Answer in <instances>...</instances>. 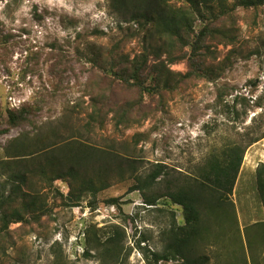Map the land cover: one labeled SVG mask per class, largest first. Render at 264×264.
Instances as JSON below:
<instances>
[{"label":"rangeland","instance_id":"1","mask_svg":"<svg viewBox=\"0 0 264 264\" xmlns=\"http://www.w3.org/2000/svg\"><path fill=\"white\" fill-rule=\"evenodd\" d=\"M222 1L225 15H231L226 21H234L233 44L207 41L210 53L206 63L213 69L205 68L203 77L186 80L174 92L162 91L154 99L144 94L141 99L136 88L121 87L119 80L92 63L98 53L102 62L114 60L118 64L133 59L142 50L137 24L122 22L109 8L108 0H0V159L2 148L22 132L43 135L52 129L70 139L78 136V130L92 147L111 149L137 160L142 175L150 171L152 164L160 163L168 172L165 180H185L226 145L244 144L246 134H262L264 4L256 9L237 6L231 11L235 0ZM219 9L218 5L214 7L215 15ZM201 26L197 21L195 31ZM168 67L174 73H188L186 61ZM255 80L259 81L256 87ZM218 88L226 90V107L217 99ZM104 94L115 104H136L133 123L116 128L113 114H107L105 108L103 128L87 133L84 125L91 112V97ZM235 97L237 116L227 107ZM25 104L37 105L39 111L28 122L2 135L8 127L6 110ZM260 165H264V138L245 149L228 200L235 220L210 218L209 232L197 242L199 253L208 256V264H242V256L248 257L245 229L264 222V206L256 191ZM116 178L113 174L106 176L111 186L95 199L88 195L75 208L66 207L50 190L52 209L48 217L40 224H11L9 234H0V264H52L56 256H62L67 264H101L98 258L84 257L86 238L103 241L112 226L123 228L124 246L130 251L119 264H148L146 250H163L164 233L172 221L183 222L182 208L169 199H160L157 209H145L140 194L128 191L135 181ZM54 186L66 196L65 182L55 181ZM116 197L128 202L122 205V211L103 203ZM238 230L244 250L234 240ZM141 235L146 241L139 248ZM259 248V263L264 264V253Z\"/></svg>","mask_w":264,"mask_h":264},{"label":"trees","instance_id":"2","mask_svg":"<svg viewBox=\"0 0 264 264\" xmlns=\"http://www.w3.org/2000/svg\"><path fill=\"white\" fill-rule=\"evenodd\" d=\"M109 8L125 23H136L142 35V50L133 59L115 64L114 60L102 62L99 53L92 63L102 71L121 82V87L137 89L142 99L144 94L154 99L162 91H176L179 85L191 78H201L208 67L206 60L210 53L207 41L224 45L233 44L231 27L233 20L226 21L231 15L224 9L222 0H108ZM221 2V3H220ZM264 0H235L231 11L237 6L243 9H256ZM219 6L218 14L214 7ZM200 21L203 26L196 32L195 25ZM208 21V22H206ZM206 22V23H205ZM217 24V25H216ZM188 49V52L185 50ZM152 59V60H150ZM90 60V61H91ZM186 61L188 73L182 75L172 72L168 65ZM150 62L154 64L150 65ZM178 80V81H176ZM148 83V84H147ZM259 81L253 82L254 87ZM223 88H218L217 99L223 103ZM264 89V82H263ZM114 91V90H113ZM107 93V92H106ZM227 107L237 116L235 102ZM226 107V103H223ZM141 107V103H139ZM84 129L87 133L94 128H103L104 110L112 113L113 125L117 128L133 123L132 112L136 104H115L107 95L91 97ZM39 111L37 105H23L5 112L7 128L20 127L28 122L30 116ZM230 112V111H228ZM245 114V112H243ZM70 139L64 138L56 130L50 129L43 135L22 132L10 139L2 148L0 159V234H9L11 224H40L51 214L49 193L53 189L57 200L66 207H78L88 195L95 199L97 194L108 189L111 182L106 176H116L118 181L131 178L135 184L129 193L138 192L142 199L141 207L157 209L160 199H169L182 208L183 222L174 219L166 235L161 252L146 250L148 264H208L209 258L200 254L198 240H203L209 232L208 221L235 220L234 210L228 204L242 165L245 149L264 138V132L255 136L246 134L242 143H230L218 153L212 154L196 168L189 178L167 179L168 172L160 163L152 164L148 173H139L137 160L112 151L98 149L86 143L84 134ZM111 147V146H110ZM112 148V147H111ZM124 149V147H123ZM66 183V196L54 186L55 181ZM164 183L165 191L160 187ZM256 191L264 206V165L256 170ZM105 205L116 206L122 211L127 204L122 198H110ZM127 216V215H125ZM174 218L175 214L172 213ZM224 219V220H223ZM133 221L127 218V221ZM236 232L234 240L244 250L242 239ZM245 242L248 257L242 256V264H260L256 247L264 253V222L256 223L245 229ZM126 234L123 228L112 226L106 238H86V258H98L101 264H119L130 254L124 246ZM146 241L141 235L137 246ZM61 249L60 245H58ZM91 252H94L92 254ZM261 252V253H262ZM149 256V259L148 257ZM264 261V258H263ZM52 264H67L62 256H56Z\"/></svg>","mask_w":264,"mask_h":264}]
</instances>
